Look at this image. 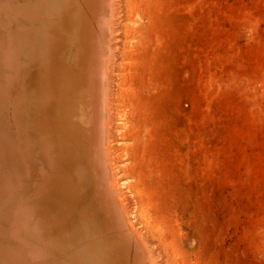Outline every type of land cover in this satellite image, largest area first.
<instances>
[{
    "label": "rangeland",
    "instance_id": "rangeland-1",
    "mask_svg": "<svg viewBox=\"0 0 264 264\" xmlns=\"http://www.w3.org/2000/svg\"><path fill=\"white\" fill-rule=\"evenodd\" d=\"M111 3L104 146L131 241L145 247L112 234L119 262L264 264V0ZM103 37L96 56L86 48L97 62Z\"/></svg>",
    "mask_w": 264,
    "mask_h": 264
},
{
    "label": "bare ground",
    "instance_id": "bare-ground-1",
    "mask_svg": "<svg viewBox=\"0 0 264 264\" xmlns=\"http://www.w3.org/2000/svg\"><path fill=\"white\" fill-rule=\"evenodd\" d=\"M112 1L0 0V136L12 138L0 161V264H121L112 234L140 245L109 182L104 146ZM103 32L97 62L86 48L96 56ZM102 232L106 251L97 248Z\"/></svg>",
    "mask_w": 264,
    "mask_h": 264
},
{
    "label": "water",
    "instance_id": "water-1",
    "mask_svg": "<svg viewBox=\"0 0 264 264\" xmlns=\"http://www.w3.org/2000/svg\"><path fill=\"white\" fill-rule=\"evenodd\" d=\"M95 232H97L96 230H95ZM101 234H103L104 236H105V233L104 232H102ZM108 234V233H107Z\"/></svg>",
    "mask_w": 264,
    "mask_h": 264
}]
</instances>
